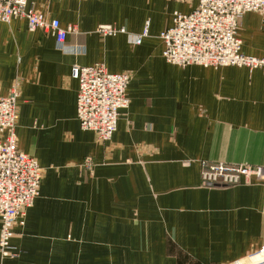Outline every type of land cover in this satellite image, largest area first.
<instances>
[{
  "label": "crops",
  "instance_id": "0c3cea01",
  "mask_svg": "<svg viewBox=\"0 0 264 264\" xmlns=\"http://www.w3.org/2000/svg\"><path fill=\"white\" fill-rule=\"evenodd\" d=\"M197 2L28 0L74 26L63 47L22 18L0 21V96L18 81L16 145L42 169L38 196L12 227L18 255L0 264H233L264 248V183L200 181L202 161L264 166V70L162 56L173 12ZM102 25L125 32L102 37ZM145 29L140 44L128 42ZM238 34L244 54L264 56L260 14H243ZM94 63L131 76L105 142L76 118L72 68Z\"/></svg>",
  "mask_w": 264,
  "mask_h": 264
},
{
  "label": "built area",
  "instance_id": "2783aa9c",
  "mask_svg": "<svg viewBox=\"0 0 264 264\" xmlns=\"http://www.w3.org/2000/svg\"><path fill=\"white\" fill-rule=\"evenodd\" d=\"M246 12H256L264 20V0H198L190 13L174 11L172 24L159 38L163 43L162 56L171 64L184 67L199 65L245 67L250 71L264 70V56L246 55L241 51L239 22ZM26 21L28 31L44 30L63 47L74 26L62 28L57 19L28 4V0H0V21ZM100 36L124 33V28L99 26ZM146 29L139 35L127 34L132 45L141 43ZM76 78V118L82 130L91 131L98 141H108L117 127L121 110L129 105L126 94L131 76L127 71L109 72L103 63L74 65ZM18 81H14L7 95L0 96V257L18 255L11 244L12 227L23 224L26 209L39 194L42 169L30 154L16 145ZM88 173L94 163L87 156L81 163ZM201 185L231 187L240 184L264 183V166L228 165L222 162L200 164Z\"/></svg>",
  "mask_w": 264,
  "mask_h": 264
},
{
  "label": "water",
  "instance_id": "95a60500",
  "mask_svg": "<svg viewBox=\"0 0 264 264\" xmlns=\"http://www.w3.org/2000/svg\"><path fill=\"white\" fill-rule=\"evenodd\" d=\"M263 260H264V248L258 251L257 253H255L253 256L241 261H237L233 264H256Z\"/></svg>",
  "mask_w": 264,
  "mask_h": 264
},
{
  "label": "rangeland",
  "instance_id": "374dc122",
  "mask_svg": "<svg viewBox=\"0 0 264 264\" xmlns=\"http://www.w3.org/2000/svg\"><path fill=\"white\" fill-rule=\"evenodd\" d=\"M157 59L159 58V57H156Z\"/></svg>",
  "mask_w": 264,
  "mask_h": 264
}]
</instances>
